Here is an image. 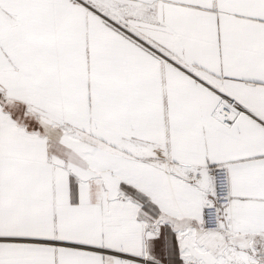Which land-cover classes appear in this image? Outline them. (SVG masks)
I'll use <instances>...</instances> for the list:
<instances>
[{"label": "snow or ice", "instance_id": "obj_1", "mask_svg": "<svg viewBox=\"0 0 264 264\" xmlns=\"http://www.w3.org/2000/svg\"><path fill=\"white\" fill-rule=\"evenodd\" d=\"M0 264H264V0H0Z\"/></svg>", "mask_w": 264, "mask_h": 264}]
</instances>
